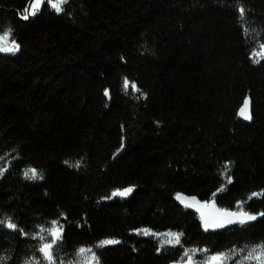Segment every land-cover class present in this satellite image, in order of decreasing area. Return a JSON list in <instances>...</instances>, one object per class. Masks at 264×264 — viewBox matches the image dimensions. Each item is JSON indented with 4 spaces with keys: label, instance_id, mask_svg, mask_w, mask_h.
<instances>
[{
    "label": "trees",
    "instance_id": "16d2710c",
    "mask_svg": "<svg viewBox=\"0 0 264 264\" xmlns=\"http://www.w3.org/2000/svg\"><path fill=\"white\" fill-rule=\"evenodd\" d=\"M46 2L31 16L34 0H0V34L20 45L0 53V220L17 225L0 224V264H47L34 237L51 240L52 221L57 264L105 239L119 243L96 248L98 264H184L205 248L238 264L264 216L209 234L175 199L264 212V0ZM247 98L251 125L237 120Z\"/></svg>",
    "mask_w": 264,
    "mask_h": 264
},
{
    "label": "snow or ice",
    "instance_id": "6c2138e0",
    "mask_svg": "<svg viewBox=\"0 0 264 264\" xmlns=\"http://www.w3.org/2000/svg\"><path fill=\"white\" fill-rule=\"evenodd\" d=\"M42 0H34V7L31 11V16L37 15L35 11L36 7H39ZM67 2V0H49L51 7L55 10L57 14L63 12V5ZM28 9H25L24 14L22 15V19H29ZM241 14L244 12L243 7H240L238 10ZM12 33L9 30L6 33L0 34V53L3 54H15V52L19 51V43L18 41L7 39L11 37ZM125 86L127 85L128 81L125 78ZM248 102H245V107L247 108ZM241 114H244V110H241ZM246 118H250V114L246 116ZM31 177H29V173H25L26 178H39L42 179L43 177L39 174L38 170L35 168L30 169ZM132 191V188H125L123 190L117 189L113 195L117 196H125ZM253 196L258 195V193H253ZM180 197L178 196V199ZM186 203V207L195 208L196 211L200 213L201 219L204 223V227L207 230L208 228H218L223 227L224 224H232V223H239L245 224L249 221H253L257 219V216H264V212L259 214L253 213L250 211L243 210L239 207L242 205L243 202H239L238 210L233 211L227 208H218L214 201H200L195 196L192 197H184L183 198ZM52 227L48 229L51 240L47 237L40 235L37 238L42 241L39 245L38 250L42 253L44 260L47 264H57L58 257L56 256V248L59 243L63 239V229L58 226L57 221L50 222ZM0 224H5L6 227L10 230H17V225L12 222L9 218L7 221L0 220ZM22 231V230H21ZM145 232H150V230H144ZM153 235H158L153 233ZM168 235L172 236V240H169L168 243H172L173 240L176 243H179L180 237L183 235L182 233H169ZM119 243L117 240L113 239H105L100 241L96 248L104 247L110 244ZM163 247V245H161ZM96 248H88L82 246L78 249L80 254V259L75 260L72 264H98L99 257L96 255ZM197 252H203L205 255V259L202 261H196L194 258L189 257L187 264H231V261L237 260L236 256L232 255L234 250L230 249L225 252H214L210 253V250L205 248L203 250L197 249ZM187 255V253H185ZM28 264H32V262H28ZM35 264H40V261H35ZM238 264H264V241L256 242L254 244H248L245 246L244 250H242L238 254Z\"/></svg>",
    "mask_w": 264,
    "mask_h": 264
},
{
    "label": "water",
    "instance_id": "95a60500",
    "mask_svg": "<svg viewBox=\"0 0 264 264\" xmlns=\"http://www.w3.org/2000/svg\"><path fill=\"white\" fill-rule=\"evenodd\" d=\"M248 102V106H247V108L245 107V102ZM244 110V114L242 115L241 114V110ZM250 114V118H246V116L247 115H249ZM237 120L239 121V122H241V123H243V124H246V125H251L252 124V122H253V104H252V102H251V99H249V98H247L244 102H243V104L241 105V107H240V109L238 110V112H237ZM130 193L129 194H127V195H125V196H121L123 199H128L129 197H130ZM178 196L180 197L179 199H178ZM177 196V198L175 199V202L180 206V207H184V208H187L191 213H193V214H195V215H197L198 216V218H199V221H200V223H201V226H202V228H203V230L205 231V232H208V233H215V232H218V231H222V232H224V231H227V230H229V229H232V228H234V227H237V226H239V225H241V224H239V223H232V224H224V226L223 227H218V228H208L207 230L205 229V227H204V223H203V221H202V219H201V216H200V213L198 212V211H196V209L195 208H189V207H186V203H187V201H185L183 198L184 197H192V195H186V194H180V195H178ZM197 198V197H196ZM198 199V198H197ZM199 200V199H198ZM219 208V207H218ZM258 219H260V217H257V219H255V220H253V221H249V222H247V223H245V224H251V223H253V222H255L256 220H258Z\"/></svg>",
    "mask_w": 264,
    "mask_h": 264
},
{
    "label": "bare ground",
    "instance_id": "6f19581e",
    "mask_svg": "<svg viewBox=\"0 0 264 264\" xmlns=\"http://www.w3.org/2000/svg\"><path fill=\"white\" fill-rule=\"evenodd\" d=\"M46 1H49V0H46ZM201 201V200H200ZM177 204V203H176ZM178 205V204H177ZM179 206V205H178ZM216 206L217 207H219L217 204H216ZM182 208H184V207H182ZM220 208V207H219ZM186 210H188L187 208H185ZM189 211V210H188ZM190 212V211H189ZM193 214V213H192ZM195 215V214H194ZM257 217H260V219H262V216H257ZM260 219H258V220H260ZM258 220H256V221H258ZM255 221V222H256ZM200 222V221H199ZM254 223V222H253ZM252 224V223H251ZM200 225H201V223H200ZM242 225H248V224H242ZM240 226V225H239ZM239 226H237V227H239ZM201 228H202V226H201ZM234 228H236V227H234ZM234 228H232V229H234ZM232 229H229V230H232ZM202 230H203V228H202ZM229 230H227V231H229ZM204 231V230H203ZM205 232V231H204ZM218 232H222V231H218ZM224 232H226V231H224ZM205 233H208V232H205ZM215 233H217V232H215ZM209 234H214V233H209ZM173 264H176V263H173ZM184 264H187V262L186 263H184Z\"/></svg>",
    "mask_w": 264,
    "mask_h": 264
},
{
    "label": "rangeland",
    "instance_id": "374dc122",
    "mask_svg": "<svg viewBox=\"0 0 264 264\" xmlns=\"http://www.w3.org/2000/svg\"><path fill=\"white\" fill-rule=\"evenodd\" d=\"M44 2H46V0H42V2H41V7H42V5H44V4H46V6L48 5V2H46V3H44ZM50 9H52V7H49Z\"/></svg>",
    "mask_w": 264,
    "mask_h": 264
}]
</instances>
